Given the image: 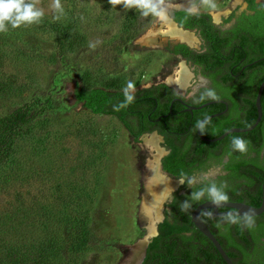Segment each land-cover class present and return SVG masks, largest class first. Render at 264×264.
<instances>
[{
    "label": "rangeland",
    "instance_id": "rangeland-1",
    "mask_svg": "<svg viewBox=\"0 0 264 264\" xmlns=\"http://www.w3.org/2000/svg\"><path fill=\"white\" fill-rule=\"evenodd\" d=\"M247 1L163 0L160 9L207 12L218 24ZM30 2L40 21L0 32V117L30 111L0 164V264H140L156 231L170 229L153 228L145 206L157 152L73 91L165 81L184 62L169 49L176 41L158 31L159 16L108 0H60L63 13L54 0Z\"/></svg>",
    "mask_w": 264,
    "mask_h": 264
},
{
    "label": "flooded vegetation",
    "instance_id": "flooded-vegetation-1",
    "mask_svg": "<svg viewBox=\"0 0 264 264\" xmlns=\"http://www.w3.org/2000/svg\"><path fill=\"white\" fill-rule=\"evenodd\" d=\"M252 6L262 9L264 0H249L242 10L233 9L219 15L218 24L211 19L220 38V57L215 66L207 69L202 62L173 52L175 45L180 43L197 54L206 50L198 28H187L195 35L194 46L177 39L180 42L169 47L174 55L188 64L190 75L186 84L181 87L166 80L171 86L165 81L155 82L151 87L131 92L133 99L128 102L126 110L107 113L121 123L132 140L144 142V136L153 135L158 138V166L160 160L164 175L171 184L164 197L170 198L163 205V214L160 205L156 213L159 220L154 223L157 228V223L162 221L170 229L154 235H174L180 238L179 243L187 242L184 262L191 264H225L191 220L193 211L200 204L215 202L209 189L214 186L228 197L220 202L258 206L261 201L258 194L264 182V122L255 133L240 137L247 142L244 152L233 147L236 136L217 138L228 129L252 124L254 91L251 92V81L257 82L264 75L263 65L252 66L264 58L255 57L251 51V40L255 47L259 41L251 38V16L256 15ZM232 43L235 46L229 55ZM198 44L199 49H196ZM201 192L203 195L197 199L195 194ZM212 214L201 217L235 264H264V214L251 226L245 221H210L208 216ZM156 215L155 219H158ZM199 242L202 247L193 245ZM145 256L146 252L140 264Z\"/></svg>",
    "mask_w": 264,
    "mask_h": 264
},
{
    "label": "trees",
    "instance_id": "trees-1",
    "mask_svg": "<svg viewBox=\"0 0 264 264\" xmlns=\"http://www.w3.org/2000/svg\"><path fill=\"white\" fill-rule=\"evenodd\" d=\"M256 11L255 16H251V38L259 40L257 46H254V42L251 40V51L255 53V57H264V6L262 9H258L252 6ZM172 18L178 23V25L185 28H198L199 34L204 38L206 50L202 54L195 53L186 44L180 43L175 45L173 52L181 54L187 59H192L196 62H202L205 68L209 69L215 66L217 60L220 57V38L217 34V27L211 23V16L207 12H190L185 9H178L173 12ZM139 31V27L135 26L131 29L130 35L134 36ZM235 46L231 44L229 55H232V49ZM263 65L264 58L258 59L257 63L252 66ZM255 77V76H254ZM264 80V75L255 82L251 81V92L254 91L252 97L255 96V92L259 84ZM74 97L77 100L83 102L84 106L93 113H113L115 111H124L128 106L125 91H109L102 88H79L76 87L73 91ZM128 95L130 93L127 92ZM255 98V97H254ZM254 98L251 100V115L250 123H253L257 110L255 106ZM116 101V103H114ZM264 103V98L262 104ZM108 107H113L109 108ZM264 111V110H263ZM29 108L21 107L11 110L7 115L0 117V164L8 161L11 150V140L14 138L18 128L24 124L27 120L26 116L29 113ZM258 197H261V190H259ZM259 204V200L257 205ZM179 237L174 235H168L165 237L157 236L148 245L146 249V256L143 264H182L187 256L186 247L189 245L187 242L179 243ZM201 246L199 242L198 245ZM1 249V248H0ZM206 252H210V249H205ZM215 251V250H214ZM178 255L182 256L180 258Z\"/></svg>",
    "mask_w": 264,
    "mask_h": 264
},
{
    "label": "water",
    "instance_id": "water-1",
    "mask_svg": "<svg viewBox=\"0 0 264 264\" xmlns=\"http://www.w3.org/2000/svg\"><path fill=\"white\" fill-rule=\"evenodd\" d=\"M172 16L173 13L171 15V18ZM178 27L181 26L178 25ZM183 29L188 30L187 28H183ZM263 98H264V80L259 84L255 93V106L257 110V115L254 122L251 125L244 128L236 127V128L228 129L217 138L223 139L230 135L240 138L255 133L264 122V112L262 110ZM159 170L162 174H165L164 170L162 169L160 160H159ZM163 201L161 202V210L163 209L162 206ZM209 213H213L212 215L208 216L210 221H228L227 220L228 214H232L233 216H236L238 221H244L245 214H248L252 217V221H256L259 217H261L264 214V182L262 184L261 201L258 206L247 205L244 203H227V202L216 203V202L208 201L200 204L192 213V217H191L192 222L203 233V235L206 237L208 242L211 244V246L220 256L223 262L225 264H235V262L232 260L230 255L227 253V251L224 249L222 244L219 242V240L216 238V236L213 234L211 229L208 227V225L201 217V215L209 214ZM151 237L149 238L147 237L148 242L151 241ZM183 264H191V263L184 262Z\"/></svg>",
    "mask_w": 264,
    "mask_h": 264
},
{
    "label": "clouds",
    "instance_id": "clouds-1",
    "mask_svg": "<svg viewBox=\"0 0 264 264\" xmlns=\"http://www.w3.org/2000/svg\"><path fill=\"white\" fill-rule=\"evenodd\" d=\"M108 3L112 6L123 5L125 8H136L142 12L143 15L147 16L149 14H154L157 16L162 15V10L160 5L163 0H108ZM203 3L208 5L210 8H215L216 5L213 0H203ZM54 7L61 13H63V8L61 6L60 0H54ZM43 16V12L36 8L34 2L30 0H0V32H6L8 30V25L12 28H18L24 24H33L40 21ZM59 17H57L58 19ZM134 85L128 84V88H133ZM126 99L131 102L133 97L127 94V89L125 90ZM202 126V125H201ZM233 147L241 152L246 151L247 142L242 138L233 139ZM210 196L212 199L219 203L220 201H226L228 197L221 194L214 186L209 189ZM203 195V192L195 194L198 199ZM187 207V205H185ZM227 220L230 223H238L236 216L228 214ZM244 221L248 226L253 223L252 217L245 214Z\"/></svg>",
    "mask_w": 264,
    "mask_h": 264
},
{
    "label": "bare ground",
    "instance_id": "bare-ground-1",
    "mask_svg": "<svg viewBox=\"0 0 264 264\" xmlns=\"http://www.w3.org/2000/svg\"><path fill=\"white\" fill-rule=\"evenodd\" d=\"M172 7H175V6H172ZM159 17H160L159 19L163 21L162 26L158 29L160 33L168 37L176 38V40H174L176 42H180V40H182L192 45L196 43L195 35H193V33L188 30L178 27L176 22H174L173 19L168 16L166 9L162 10V15ZM177 39H180V40H177ZM189 72L190 71L187 65L181 62L179 65V69L174 74L169 75L166 78V81L183 87L189 78V75H190ZM143 139L147 146H149L153 151L158 152L156 153V156H157L156 160L150 161L151 164L149 165L151 169V173H152V175L150 176L149 185L153 190V200L150 203H147L145 205L146 210L151 217L153 228H155L156 226H154L155 225L154 222L156 219L154 216V211H157L159 209V206H160L159 203L165 197V194H166L165 191L168 187H170L169 185L171 183H170V180L164 174H162L159 170L158 138L155 135H153V136H144ZM154 234H155V231L151 233L150 236H153Z\"/></svg>",
    "mask_w": 264,
    "mask_h": 264
}]
</instances>
